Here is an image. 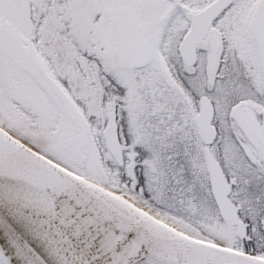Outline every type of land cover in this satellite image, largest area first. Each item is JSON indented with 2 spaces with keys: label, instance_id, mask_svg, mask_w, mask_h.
<instances>
[{
  "label": "snow or ice",
  "instance_id": "obj_1",
  "mask_svg": "<svg viewBox=\"0 0 264 264\" xmlns=\"http://www.w3.org/2000/svg\"><path fill=\"white\" fill-rule=\"evenodd\" d=\"M0 264H264V0H0Z\"/></svg>",
  "mask_w": 264,
  "mask_h": 264
}]
</instances>
